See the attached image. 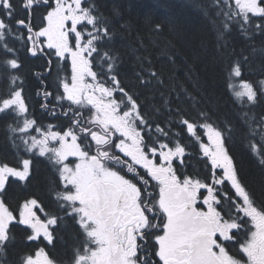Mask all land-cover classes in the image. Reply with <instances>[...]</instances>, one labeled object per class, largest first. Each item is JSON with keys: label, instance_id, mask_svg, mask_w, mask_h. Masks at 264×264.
I'll return each mask as SVG.
<instances>
[{"label": "snow or ice", "instance_id": "6c2138e0", "mask_svg": "<svg viewBox=\"0 0 264 264\" xmlns=\"http://www.w3.org/2000/svg\"><path fill=\"white\" fill-rule=\"evenodd\" d=\"M204 12L226 73L223 116L199 91L184 92L187 111L180 95L156 100L164 82L144 56L125 74L101 0H0V123L14 150L0 153V264H264V200L227 147L240 132L264 166V43H253L264 0H207ZM233 32L250 51L231 47ZM194 157L203 175L188 170ZM40 159L48 203L27 191Z\"/></svg>", "mask_w": 264, "mask_h": 264}, {"label": "trees", "instance_id": "16d2710c", "mask_svg": "<svg viewBox=\"0 0 264 264\" xmlns=\"http://www.w3.org/2000/svg\"><path fill=\"white\" fill-rule=\"evenodd\" d=\"M207 0H101L102 10L115 25L118 54L122 58L124 73L138 68L137 56L151 62L149 70L159 74L164 83L159 92L170 93L175 100L180 95L181 107L188 110L184 92L213 96L222 100L221 115L229 111L225 92L222 56L218 52L216 25L204 12ZM156 25L160 29L156 30ZM236 52L250 51L251 45L238 32L229 38ZM262 45L259 38L253 42ZM151 98V97H150ZM194 115V111L190 112ZM238 132V148L242 140ZM243 179L257 196L264 200V170L246 153H236Z\"/></svg>", "mask_w": 264, "mask_h": 264}, {"label": "flooded vegetation", "instance_id": "af4514ba", "mask_svg": "<svg viewBox=\"0 0 264 264\" xmlns=\"http://www.w3.org/2000/svg\"><path fill=\"white\" fill-rule=\"evenodd\" d=\"M261 40V38H259ZM262 43L264 41L261 40ZM27 67L33 68L37 71H39L43 67V61H35L27 65ZM49 84H51V88L49 89L50 91H54L56 88V77L55 74L49 79L48 81ZM26 88L29 91L30 98L28 100V103L30 105V108L34 110L36 116L38 119H41L44 124H47L49 120L51 119L50 117H47L43 115V110L39 107V104L42 102V96H36L35 90L38 88V84L35 80H33L31 77H28L26 81ZM257 114L261 113L264 111V109H257ZM240 133V132H239ZM6 134H7V129L4 126L3 123H0V153H4L8 156L9 160H12L14 156V150L10 147L9 142L6 140ZM243 142L240 143L242 146L241 148H238L239 146L238 143V132L229 140L227 147L229 149L230 155L234 157V161L238 167L239 170V176L240 178L244 181V183L247 184L245 179H243L241 167L239 165L238 159L236 158V153L239 151L246 153L252 157V160L257 162L258 166L264 170V166H261L259 164L258 158L250 151L248 142L244 139H242ZM195 151V149L193 150ZM50 165L47 163V161L40 159L37 161L35 165V178L32 181V184L29 186L27 189L28 192L35 193L41 198L45 199V203H48L47 200V192H48V183L52 179L53 173L50 171ZM203 163L202 162H197V159L194 157L190 161V166H189V171L192 172H200L201 175H203ZM248 185V184H247ZM249 189L256 195L258 200H261L256 192L250 188L248 185ZM14 193L16 196L21 197L25 194V190L21 187H16L14 188ZM60 249H58L59 251Z\"/></svg>", "mask_w": 264, "mask_h": 264}]
</instances>
